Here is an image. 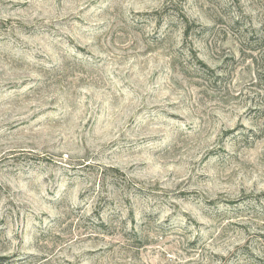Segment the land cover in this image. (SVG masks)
Returning a JSON list of instances; mask_svg holds the SVG:
<instances>
[{
  "label": "rangeland",
  "instance_id": "374dc122",
  "mask_svg": "<svg viewBox=\"0 0 264 264\" xmlns=\"http://www.w3.org/2000/svg\"><path fill=\"white\" fill-rule=\"evenodd\" d=\"M0 264H264V0H0Z\"/></svg>",
  "mask_w": 264,
  "mask_h": 264
}]
</instances>
